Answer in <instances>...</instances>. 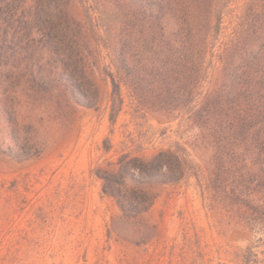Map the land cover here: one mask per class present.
<instances>
[{
    "label": "trees",
    "instance_id": "obj_1",
    "mask_svg": "<svg viewBox=\"0 0 264 264\" xmlns=\"http://www.w3.org/2000/svg\"><path fill=\"white\" fill-rule=\"evenodd\" d=\"M213 55L220 72L211 82ZM96 72L111 83L112 125L126 88L145 113L187 118L198 129L187 146L176 142L151 158L123 152L96 168L121 211L109 234L135 244L157 237L145 216L156 187L189 174L252 232L239 264H260L264 0H0V161L40 156L45 125L63 124L78 105L96 107ZM104 146L111 149L110 138Z\"/></svg>",
    "mask_w": 264,
    "mask_h": 264
},
{
    "label": "rangeland",
    "instance_id": "obj_2",
    "mask_svg": "<svg viewBox=\"0 0 264 264\" xmlns=\"http://www.w3.org/2000/svg\"><path fill=\"white\" fill-rule=\"evenodd\" d=\"M210 60L214 82L220 62L216 55ZM94 79L101 90L97 106L78 105L63 124L45 125L50 138L40 156L1 159L0 264H239L238 256L254 240L252 232L203 194L189 174L156 187L158 196L145 216L158 227L157 237L135 244L109 234L121 211L103 192L96 168L107 167L123 152L151 158L176 142L187 146L198 129L187 118L162 122L145 113L126 88L123 110L112 125L110 80L100 72ZM106 138L112 143L109 151ZM257 245L264 264V241Z\"/></svg>",
    "mask_w": 264,
    "mask_h": 264
}]
</instances>
